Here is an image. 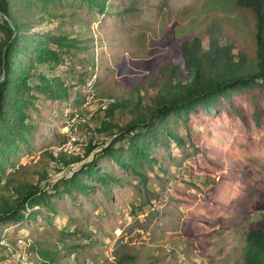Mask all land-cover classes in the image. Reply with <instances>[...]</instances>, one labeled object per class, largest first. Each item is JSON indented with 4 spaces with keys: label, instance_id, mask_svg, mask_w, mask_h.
<instances>
[{
    "label": "rangeland",
    "instance_id": "obj_1",
    "mask_svg": "<svg viewBox=\"0 0 264 264\" xmlns=\"http://www.w3.org/2000/svg\"><path fill=\"white\" fill-rule=\"evenodd\" d=\"M17 1L16 11L31 4L27 17H36L28 39L63 33L75 43H51L60 53L51 65L35 63L30 49L15 54L35 68L30 88L16 97L26 103L23 114L10 105L16 112L0 121V193L15 197L14 183H37L32 170L51 174L25 219L0 221V264H41L40 251L56 255L50 264H241L246 233L264 217L257 206L264 203V94L260 111L254 89L239 88L173 113L147 135L117 143L116 152L100 153L111 139L95 131L109 101L137 97L136 87L182 59L184 40L200 37L207 48L216 27L222 43L251 50L250 10L220 0H55L47 10L39 0ZM49 11L58 16H42ZM42 75L60 96L38 88ZM125 113L113 122L125 123ZM75 114L87 123L80 118L72 130ZM94 133L109 139L87 155ZM47 149L82 160L57 173ZM74 172L75 181L59 180Z\"/></svg>",
    "mask_w": 264,
    "mask_h": 264
},
{
    "label": "trees",
    "instance_id": "obj_2",
    "mask_svg": "<svg viewBox=\"0 0 264 264\" xmlns=\"http://www.w3.org/2000/svg\"><path fill=\"white\" fill-rule=\"evenodd\" d=\"M54 1L39 0L38 6L42 10H47ZM88 1L94 6H101L102 2L101 0ZM231 1L236 7L250 10L252 13L253 25L248 32L252 49L248 50L246 46L249 45L245 44L239 47L240 42L235 40L222 43L220 40L222 33H218L216 27L208 29L207 48L203 47L200 37L192 41L184 40L180 44L182 59L168 64L161 70L160 75L149 83L148 87L154 90L153 95L150 96L148 87L139 85L136 87L137 97L116 99L106 104L104 109L106 117L101 121L96 132L106 133L111 141L104 145L109 137L104 139L103 143H92V139L86 145L87 147L85 146L87 155L99 147V144L104 145L100 153L116 152L122 147V145L116 147L117 143L125 138L138 139L143 134L147 135L157 121H164L173 113L193 110L200 104H213L235 89L253 88L255 92L253 102L257 111H260L258 100L264 94V0H220L226 4ZM16 5H20L17 0H0V12H2L0 19V121L8 119L17 109L23 114L22 107L26 103L20 104V99L16 97L22 93L21 90L24 87L30 88L29 80L34 77L31 73V70L35 68L34 62H48L51 65L59 61L60 53L52 49L50 44L54 42L59 46H72V43H75V40L63 33L35 31V34L41 38L36 42L28 39L30 36L27 29L36 17L35 15L29 19L27 17L26 12L31 4H26V7L21 5L19 12L14 9ZM46 15L58 16L51 11L42 16ZM222 15L223 19H227L228 24L236 25L237 21L230 18L228 13L224 11ZM236 34L240 35L239 30ZM236 48L237 51H235ZM26 49L33 51L35 61L23 64L17 60L15 54L25 52ZM41 78L43 85L38 88H43L46 92L50 90L53 97L61 95L60 91H57V86L51 84L52 81L47 76L42 75ZM148 96H150L149 99ZM7 99H10V102ZM10 105L17 109H11ZM125 110L129 115L128 120L125 123L113 122L118 112L123 114ZM110 117L112 122L108 121ZM45 152L52 161L60 163L56 172L82 160L81 156L72 155L64 149L62 151L47 149ZM97 156L94 154L93 160L85 164L92 167ZM85 164L81 168L86 166ZM31 172L37 176V183L31 181L14 183L11 188L16 194L15 197L0 193V221L25 219V210L36 205L33 203L34 197L45 193L46 188H41V183L47 181L51 173L46 168ZM75 175L74 172L70 177H62L59 180L69 183L70 179L75 181ZM48 184L51 183L48 182ZM257 206L264 211V203ZM245 244L241 264H264V217L247 231ZM40 255L41 264H50L56 256L49 251H40Z\"/></svg>",
    "mask_w": 264,
    "mask_h": 264
},
{
    "label": "bare ground",
    "instance_id": "obj_3",
    "mask_svg": "<svg viewBox=\"0 0 264 264\" xmlns=\"http://www.w3.org/2000/svg\"><path fill=\"white\" fill-rule=\"evenodd\" d=\"M94 99V98H93ZM104 107V106H103ZM75 116L76 117H73L72 119H71V117H70V120H71V122L69 121V123H68V126L69 127H72V130H75L77 127H74V125L75 124H77V125H79L80 124V120L81 119H83V121L84 122H86L87 121V119H86V116L85 117H82V115L81 116H79V114H75ZM81 118V119H80ZM87 123V122H86ZM85 123V124H86ZM96 132V131H95ZM95 136V137H92L91 139H94L93 141H92V143L94 142V143H103V140H104V138L103 137H97V135L98 134H96V133H94V134H92V136ZM108 138V137H107ZM89 144V143H88ZM84 156V155H83ZM78 167V166H77ZM64 169H66V167H63V170ZM63 170L62 171H60V172H62V174H63ZM68 171V170H67ZM60 172H57V173H60ZM62 177H70V176H68V175H63Z\"/></svg>",
    "mask_w": 264,
    "mask_h": 264
},
{
    "label": "water",
    "instance_id": "obj_4",
    "mask_svg": "<svg viewBox=\"0 0 264 264\" xmlns=\"http://www.w3.org/2000/svg\"><path fill=\"white\" fill-rule=\"evenodd\" d=\"M1 14H2V12H0ZM5 77V71L3 72V78ZM3 78H2V80H3Z\"/></svg>",
    "mask_w": 264,
    "mask_h": 264
}]
</instances>
